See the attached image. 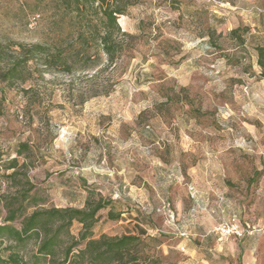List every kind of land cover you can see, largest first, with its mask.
Wrapping results in <instances>:
<instances>
[{
    "label": "rangeland",
    "instance_id": "374dc122",
    "mask_svg": "<svg viewBox=\"0 0 264 264\" xmlns=\"http://www.w3.org/2000/svg\"><path fill=\"white\" fill-rule=\"evenodd\" d=\"M134 1L117 20L131 48L109 64L95 47L75 57V32L51 0H0V196L30 188L40 200L27 213L111 200L94 239L134 228L186 238L195 217L209 213V198L197 194L209 187L225 189L250 222L264 211V89L255 63L261 43L245 23L262 27L264 0ZM236 28L244 44L230 35ZM37 43L66 50L71 67L32 60L19 79L4 81L20 46ZM20 144L29 151L17 156ZM14 157L24 165L7 170ZM180 194L186 211L178 220ZM163 203L171 214L158 212ZM109 209L118 220L107 219ZM82 233L72 223L54 260L37 257L36 239L20 254L27 264H58ZM83 246L72 247L73 264Z\"/></svg>",
    "mask_w": 264,
    "mask_h": 264
},
{
    "label": "trees",
    "instance_id": "16d2710c",
    "mask_svg": "<svg viewBox=\"0 0 264 264\" xmlns=\"http://www.w3.org/2000/svg\"><path fill=\"white\" fill-rule=\"evenodd\" d=\"M51 2L61 12L62 20H67L75 32V41L81 48L76 51L75 57L82 54L89 58V49L95 47L107 57L108 63L112 64L131 48L129 41L133 37L121 30L117 20L119 16L125 15L127 9L136 1L51 0ZM238 30L232 29L230 35L244 44L241 36H235ZM54 46L48 43L21 45L19 57L7 63L3 80L13 83L19 79L27 63L32 60H41L46 67L55 64L71 67L69 59L65 57L66 50L56 51L59 48ZM255 53L259 76L264 79V46L256 45ZM28 151V145L20 144L16 154L20 156ZM23 165L14 157L8 161L6 169L15 170ZM16 172L8 174L9 179L17 181ZM29 190L30 188L21 185L16 194L0 196V203L5 210V216L0 222V264H27L20 252L33 239L37 241V257L54 260L58 247L63 244V238L74 222L81 224L84 230L80 238L84 246L74 256V259L81 260V264H162L154 251L156 240L149 236L143 238L145 233L142 229H137L136 234H125L120 237L101 235L97 239L92 238L93 226L99 218L98 213L107 209L111 205V200H103L101 197L91 200L89 197L81 209L68 207L35 209L27 213L28 208L40 200L34 195H29ZM107 219L116 221L119 215L109 209ZM240 221L245 225L241 219ZM146 239L150 241L146 242ZM81 242L66 247L64 258L58 264H73L74 261L69 254L72 247L78 246ZM145 250L154 253L155 256L145 254Z\"/></svg>",
    "mask_w": 264,
    "mask_h": 264
},
{
    "label": "crops",
    "instance_id": "0c3cea01",
    "mask_svg": "<svg viewBox=\"0 0 264 264\" xmlns=\"http://www.w3.org/2000/svg\"><path fill=\"white\" fill-rule=\"evenodd\" d=\"M245 25L251 26V31L255 34L252 38L256 42L261 43V46H264V24L261 27L256 21L251 20L247 21ZM251 84L254 85V83ZM259 84L264 89L263 79L260 80ZM195 189L197 190V187ZM258 191L259 196L260 193H264L263 184ZM225 192V189L217 190L212 187H209L208 191H204V193H199L198 191L197 194H200L202 198H209L210 202L208 205L206 204L209 213L202 217H195L194 223L189 227L186 238L178 237L174 231L170 233L156 228L154 230H151V228L146 230L143 238L149 236L156 240L154 251L161 259L162 264H264V211L253 213L250 217V222L244 221L238 216L244 224L255 228V232L251 236H246L243 239H220L212 232L218 224V219L220 221L226 220L231 214L237 215L238 213L235 212L234 205L229 202ZM184 201L185 199L182 198V195H178L176 203L178 220L185 215ZM230 210L231 214L229 215ZM130 221L132 219L127 222ZM138 225L145 230L142 225ZM134 229L138 232L136 228ZM131 234L135 233L132 232ZM149 241L150 239H146V242Z\"/></svg>",
    "mask_w": 264,
    "mask_h": 264
},
{
    "label": "built area",
    "instance_id": "2783aa9c",
    "mask_svg": "<svg viewBox=\"0 0 264 264\" xmlns=\"http://www.w3.org/2000/svg\"><path fill=\"white\" fill-rule=\"evenodd\" d=\"M247 87L244 88V92L246 93ZM189 193L191 198H195L197 196L196 192L193 190V188L189 189ZM168 204L163 203L161 208L158 209V212L162 211L163 213H170V210L168 208ZM215 233L220 239L224 238H234V239H243L246 236H251L255 232V228L243 225L240 221V218L238 215L233 214L228 219L222 220L219 222L212 231ZM181 236H184V234H180Z\"/></svg>",
    "mask_w": 264,
    "mask_h": 264
}]
</instances>
